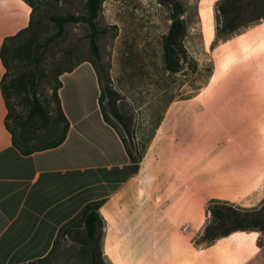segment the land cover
I'll return each instance as SVG.
<instances>
[{
	"label": "rangeland",
	"instance_id": "rangeland-1",
	"mask_svg": "<svg viewBox=\"0 0 264 264\" xmlns=\"http://www.w3.org/2000/svg\"><path fill=\"white\" fill-rule=\"evenodd\" d=\"M30 1L33 24L23 40L28 56L16 62L20 67L14 72L37 68V95L51 117L61 73L89 61L102 82H109L130 133L112 114L107 96L102 106L141 167L134 189L120 197L118 207L162 226L142 235L156 242L155 250L167 252L164 264H264V230L201 241L212 203L264 218V19L222 36L224 0H170L184 7L188 54L173 73L164 59L171 2L103 0L97 61L86 24H67L61 37L50 40L57 33L50 16L85 15L86 0ZM32 102L30 87L20 90L19 117L28 115ZM104 230L103 221L101 246ZM126 230L131 233L129 226ZM151 250L134 256L151 264ZM36 264H91L90 252L62 235L50 257Z\"/></svg>",
	"mask_w": 264,
	"mask_h": 264
},
{
	"label": "crops",
	"instance_id": "crops-1",
	"mask_svg": "<svg viewBox=\"0 0 264 264\" xmlns=\"http://www.w3.org/2000/svg\"><path fill=\"white\" fill-rule=\"evenodd\" d=\"M32 11L24 0H0V264L45 259L60 229L97 201H104L99 212L105 223L102 253L107 264H143L134 255L148 252L149 246L151 264H164L167 252L155 250L156 242L142 235L162 226L118 207L120 197L134 189L141 167L104 120L100 79L91 62L60 75L58 93L70 123L64 143L29 155L14 146L2 93L6 69L1 48L7 38L30 26Z\"/></svg>",
	"mask_w": 264,
	"mask_h": 264
},
{
	"label": "trees",
	"instance_id": "trees-1",
	"mask_svg": "<svg viewBox=\"0 0 264 264\" xmlns=\"http://www.w3.org/2000/svg\"><path fill=\"white\" fill-rule=\"evenodd\" d=\"M24 1L28 3L33 10L31 23L28 28L20 31L15 36L7 38L2 45L1 59L6 69L2 80V93L8 110L7 128L13 136V144L23 155H29L37 151L53 149L62 145L66 140L70 123L63 112L61 99L58 93V90L62 85L60 79L57 81V86L54 92V99L56 102L54 112L56 115L51 117V114L44 108L37 95L35 81L37 68H35V71H25L20 75H17L14 72L15 66L16 68L17 66L20 67L19 62L17 64L16 62L20 61L24 56H28V51L26 46L23 44V40L25 35L31 31L33 24V12L35 8L30 0ZM160 2L168 3L171 1L160 0ZM102 5L103 0H86L85 15L67 14L50 16V20L57 27V33L53 35L50 40L61 37L64 34L65 26L67 24H86L90 29V33L88 34L90 49L95 59L99 61L100 30L98 27V18ZM171 5L172 24L164 40V59L166 69L169 72L176 73L180 70L182 64L188 60V54L183 45V37L186 34V26L185 21L182 18V14L184 13L182 3L180 1H173L171 2ZM219 12L222 20L221 27L219 29L220 35L228 36L257 21L263 20L264 0H224L219 6ZM11 71H13L14 74ZM100 85L101 96L99 103L104 120L106 123L115 128L110 122V119L106 115L102 106V100L104 96H107L112 114L122 124L126 132L130 133V129L126 124L124 117L117 109L116 91L111 88L109 82L104 84L101 79ZM27 86L28 88L30 87L32 92L33 102L28 115L25 118H21L16 111L15 99L18 97L20 90ZM11 119L17 125V129L19 130L18 132H16V130L10 125L9 121ZM121 138L132 162L136 163L133 159L131 151L124 141V138L122 136ZM36 141L40 142L39 146L34 144ZM103 204L104 201H97L86 205L77 217L69 221L60 229L54 248L58 244L60 236H69L80 245L88 248L90 252L91 264H106L103 259L101 246L103 219L99 212ZM209 212L211 214V220L201 238V241L204 243H212L219 238L229 236L233 232L255 229L264 230V218L256 212L242 211L228 203L221 202L212 203L210 205ZM79 228H83L84 231L79 232ZM53 251L54 249L52 252ZM52 252L45 259L36 261L32 264L47 260Z\"/></svg>",
	"mask_w": 264,
	"mask_h": 264
}]
</instances>
